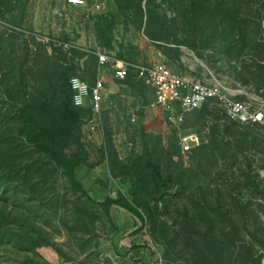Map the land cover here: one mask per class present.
<instances>
[{
	"label": "rangeland",
	"instance_id": "rangeland-1",
	"mask_svg": "<svg viewBox=\"0 0 264 264\" xmlns=\"http://www.w3.org/2000/svg\"><path fill=\"white\" fill-rule=\"evenodd\" d=\"M13 2L19 3V8L0 18V156H8L12 162L10 167L0 166V264H126V258L133 259L142 252L133 250V244L144 248L150 257L146 260L151 262L144 264H200L198 251L193 248L198 237L195 224L204 226L205 231L206 224L213 221L214 236L219 238L221 228L230 225L229 217L239 229L238 244L251 245L253 252L264 258V246L258 239H264V124L253 131L238 127L221 115L216 104L208 103L187 114L180 128L167 111L151 106L153 91L143 83L118 82L112 92L106 91L99 117L93 115L90 106L84 107L82 119L72 126L63 147L69 157L80 150L87 153L85 164L77 170L84 187L80 189L49 156L28 146L23 133L26 124L21 114L34 113L42 124L47 123L40 103L59 107L66 96L60 48L36 44L24 32L8 26L63 39L61 28H73L80 22H76V13L64 7V0ZM107 2L108 15L94 13L85 24L97 47L116 55L121 51L123 58L132 62H164L183 75L217 79L236 98H253L264 107V52L259 55L256 48L264 44L261 4L247 0L239 9L243 0H228L230 15L223 0H204L215 21L203 18L202 24L196 25L180 13V0H156L153 7L163 22L176 27L178 37L193 44L181 45L177 56L174 49L166 53L163 42L151 40L133 15L126 18L115 0ZM12 16L17 23L10 21ZM99 23L106 29L114 24V48L102 44ZM229 24H234L233 35L230 31L224 34ZM211 31L215 37L208 40ZM220 40L233 42L235 52L244 42L247 45L241 55L235 53L229 59L225 53H216ZM250 67L261 76L250 74L251 80L245 82L238 72L246 73ZM86 68L80 72L74 68L66 78L78 75L92 84L93 70L86 74ZM100 73L110 89L112 68H102ZM92 121L98 122L95 130L91 129ZM189 132H197L207 144L215 135L235 143L236 138L249 134V148L232 156L218 147L215 160L210 152L194 158L182 153L179 144V135ZM106 137L113 140L115 156L105 148ZM147 159L161 164L163 171L177 167L179 174L185 171L192 177L188 181L179 176L169 182L163 200L152 203L158 208L155 221L143 204L146 191L137 185L139 203L130 193L137 183L134 166ZM122 163L129 174L123 173ZM254 180L260 182V188ZM108 198L129 204L138 214L120 205H107ZM198 202L208 211L209 219L199 217L202 211Z\"/></svg>",
	"mask_w": 264,
	"mask_h": 264
},
{
	"label": "trees",
	"instance_id": "trees-1",
	"mask_svg": "<svg viewBox=\"0 0 264 264\" xmlns=\"http://www.w3.org/2000/svg\"><path fill=\"white\" fill-rule=\"evenodd\" d=\"M91 1V0H90ZM156 0H115V3L119 9V11L126 17L130 18V15H133V20L139 26V28L145 27L146 35L155 42H163L164 44L161 46L164 48V51L167 53L169 50H175L177 52V56L180 55L181 45L193 46V44L189 41L188 38L181 39L178 37V32L176 27L173 25H168V23L163 22L162 16L159 15L158 12L155 11L153 4ZM182 4V8L180 9V13L187 17V20L192 24L201 25L202 19H208L210 17L211 21H215L214 17H211V12L207 10L205 6L204 0H180ZM243 0L238 6L241 9L246 3ZM228 0H223V4L226 5V11L231 15L232 11H230V7L227 5ZM248 3L251 4H261L264 7V0H249ZM27 1L24 2L21 6L22 10L25 9ZM185 6V8H184ZM19 8V3L13 2V0H0V18H5V12H14ZM184 12V13H183ZM100 15H104L103 17L108 15V11L105 13H100ZM235 24H237L236 19L231 18ZM12 23H17V19L15 16H12L10 20ZM166 21V20H165ZM168 21V20H167ZM204 21V20H203ZM114 24H110V28L106 29L102 24H98V33L100 39L103 40L102 44L108 48H114V37H113V28ZM215 28V27H214ZM234 24H229L226 26L224 34L228 31L233 35ZM215 30V29H214ZM227 34V33H226ZM221 36V35H220ZM212 37H215V31H211L207 36L208 40H211ZM229 37V36H228ZM227 39V35H226ZM226 44L223 43L222 40L216 46V53L221 54L225 53L229 57V59L234 58L235 55H241L246 47V42H244V47L240 48L239 51L235 52V48L233 47V42H228L225 40ZM161 45V44H160ZM174 45V46H172ZM256 48L258 50V54L261 55L264 52V44H257ZM61 51V62H62V71L63 74L61 77L66 80L64 83L66 96L62 101L59 107H51V105L47 103H40L44 106L45 116H48V122L42 124L39 118L34 115V113L25 116L21 114V118L26 124V129L23 131L25 143L28 146L35 147L38 151L43 152L47 156L50 157L52 161H54L60 169L64 171V173L68 176V178L80 189H84L83 183L78 177L77 170L78 167L85 164V159L87 158V153L83 150H80L78 154H75L72 157L66 155L63 151V147L70 137L71 128L74 124L80 122L82 119V111H84V107H74L72 104V91L69 85V80L66 78V75L69 71L74 69L72 64V59L74 56V52L76 49L72 50V57L69 59L67 53ZM111 53V52H110ZM116 55V54H115ZM118 58L125 59L122 56V52L120 51ZM127 60V59H125ZM129 61V60H128ZM98 56L91 53L89 54V63L86 64V74L87 71L92 69L90 72L94 82H96L97 76V68L99 66ZM262 66V65H261ZM264 68V66H263ZM248 68L246 73L238 72L239 75L243 76L245 82H249L251 80V75L261 76L260 73L255 72ZM244 74V75H243ZM134 73L130 72L128 77L125 80H121V82H133L135 80ZM82 78V77H81ZM86 80L84 77L82 78ZM261 79V78H260ZM87 81V80H86ZM264 79H261V83ZM140 82V81H139ZM89 83V82H88ZM263 85V84H262ZM206 105V104H205ZM204 106V105H203ZM202 106V107H203ZM201 107V108H202ZM200 108V109H201ZM91 110V109H90ZM199 110V109H198ZM196 111V110H195ZM238 127H244L249 131L257 130L262 124H255L253 126L250 125H241L238 122H233ZM230 131V127L227 129ZM218 131H216L217 135ZM214 136L211 144L201 143L200 145L194 147L189 153L191 156L201 157L203 155L208 154L211 158H216L215 151L218 147H221L223 152L228 155L237 156V151H245L249 148L248 144V135H245L243 138L238 137L232 143L230 141L225 142L224 139H219L218 136ZM256 138L252 141L254 142ZM106 150L110 155L115 156L116 150L114 148L113 140L110 137H106ZM251 141V142H252ZM173 150L177 149V145L173 144ZM232 149H236L234 152H230ZM177 152V151H176ZM175 152V153H176ZM173 153H170L172 156ZM120 163V162H119ZM0 166L10 167L12 166V162L9 161L8 156H0ZM121 169L124 174H129L130 170L126 167L125 164L122 163ZM180 168H168L163 171L161 164L154 162L151 159H147L145 161L139 160L138 163L134 166V172L137 177V183H133V186L130 190V193L134 197V201L136 203L140 202V197L138 194L137 185L139 188H143L146 191L147 198L144 201V206L147 209L151 221H155L156 218V208L152 204V198L156 197L159 201L163 200L166 195L169 187V182H173L175 178L179 179V176H185L188 178V181L192 179L191 176H186L185 171L179 174ZM255 185L260 188V182ZM264 194V189L262 190ZM107 205H120L125 209L129 210L133 214H138V211L130 206L129 204L122 203L118 199L108 198L106 200ZM158 204V203H157ZM200 206V210L202 211V215L200 214V218L202 216L208 217V211L204 210L205 207L202 206L201 203L198 202ZM262 212H264V205H261ZM204 211V212H203ZM244 216L246 217L247 212L243 210ZM210 217H208L209 219ZM230 225L221 228L219 238L214 236L213 230V221L206 224L207 230H203L204 226L201 224H195L194 233L198 235L197 239L193 243V248L198 252V261L200 264H264V258L260 253H254L251 245L246 244H238L237 235L239 233V229L234 227L232 223V218L229 217ZM203 228V229H202ZM203 231V232H202ZM258 238V237H257ZM259 241L264 246V239L258 238ZM133 250L140 251L141 247L133 244ZM194 256V255H193ZM213 259H211V257ZM199 264V263H198Z\"/></svg>",
	"mask_w": 264,
	"mask_h": 264
},
{
	"label": "built area",
	"instance_id": "built-area-1",
	"mask_svg": "<svg viewBox=\"0 0 264 264\" xmlns=\"http://www.w3.org/2000/svg\"><path fill=\"white\" fill-rule=\"evenodd\" d=\"M73 6H84L87 18L94 13H105L108 4L103 0H67ZM0 19V23H1ZM30 36L36 44L55 46L67 53L68 56L76 48L71 41H66L49 34L31 32L14 28ZM93 53L98 56L101 65H109L118 80H125L130 72L134 78L153 91L152 107L161 108L170 114L171 121L181 128L186 115L200 109L203 105L214 103L221 115L229 121L241 125L264 124V107L258 106L253 98L239 99L232 95L228 88L217 79L208 76H188L173 71L164 62L144 64L118 58L114 53L97 49ZM161 54V52H160ZM74 107H85L89 102L92 113L99 117L103 110L106 88L103 78H98L91 85L78 75L69 79ZM98 122H91V129L95 130ZM202 143L197 132L182 133L179 135L181 152L188 154L194 147Z\"/></svg>",
	"mask_w": 264,
	"mask_h": 264
},
{
	"label": "crops",
	"instance_id": "crops-1",
	"mask_svg": "<svg viewBox=\"0 0 264 264\" xmlns=\"http://www.w3.org/2000/svg\"><path fill=\"white\" fill-rule=\"evenodd\" d=\"M103 1L108 3L107 0H103ZM63 5H64V7L68 6L70 11H73V13H76L75 14V17H77L76 22L77 21L80 22V23H75L76 25L73 26V28H67V27L61 28V31H62V34L64 37L63 40L71 41L76 46V48H75L76 52H74L72 64H73L75 70H78L80 72L84 69L85 65L89 63V54L93 53L97 49H102V50L107 51V52H111V51L106 50L105 47H101V46L97 47V43L95 42V40L92 39L90 31L85 27L86 20H90L91 18H87L86 8L84 6L70 5L67 3V0H64ZM113 44H114V42H113ZM111 53H114V52L112 51ZM93 54H95V53H93ZM70 56L72 57V52H71ZM70 56H68L69 59L71 58ZM106 67H109V65H101L100 64L98 66L96 80L98 78L102 77L101 76L102 74L100 73V69L106 68ZM113 77H114V79H109L110 80L109 84H110L111 88L108 89L105 85L107 92H109V91L112 92V89H115L114 87L118 85V82H121V80H118L115 78L114 72H113ZM102 78L104 80H106V78L104 76ZM106 98H107V94H105L104 102L106 101ZM86 106H90L89 102L87 103ZM141 250H142V252L141 253L139 252L140 254L139 253L136 254L135 258H133V259L126 258V260H127L126 264H144V262L145 263L149 262V261L151 262V260H148V261L146 260V259H150V257H148V255L143 252L144 248H141L140 251ZM146 257H148V258H146ZM153 264H155V263H153Z\"/></svg>",
	"mask_w": 264,
	"mask_h": 264
},
{
	"label": "water",
	"instance_id": "water-1",
	"mask_svg": "<svg viewBox=\"0 0 264 264\" xmlns=\"http://www.w3.org/2000/svg\"><path fill=\"white\" fill-rule=\"evenodd\" d=\"M156 199H157L156 197H153L152 198V203H155L156 202Z\"/></svg>",
	"mask_w": 264,
	"mask_h": 264
}]
</instances>
